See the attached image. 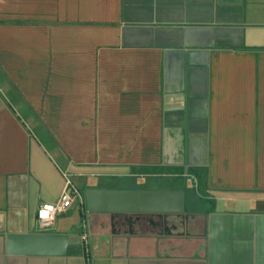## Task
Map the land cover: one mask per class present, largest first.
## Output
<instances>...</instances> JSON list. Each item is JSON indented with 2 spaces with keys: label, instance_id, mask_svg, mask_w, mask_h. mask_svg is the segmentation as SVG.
<instances>
[{
  "label": "crops",
  "instance_id": "crops-1",
  "mask_svg": "<svg viewBox=\"0 0 264 264\" xmlns=\"http://www.w3.org/2000/svg\"><path fill=\"white\" fill-rule=\"evenodd\" d=\"M63 172L183 190L184 225L84 202L40 229ZM83 225L87 253H6ZM0 264H264V0H0Z\"/></svg>",
  "mask_w": 264,
  "mask_h": 264
},
{
  "label": "water",
  "instance_id": "water-1",
  "mask_svg": "<svg viewBox=\"0 0 264 264\" xmlns=\"http://www.w3.org/2000/svg\"><path fill=\"white\" fill-rule=\"evenodd\" d=\"M84 202L88 212L109 214L110 220L120 218L128 222L132 216L144 214L166 217L183 214V190L147 189H86ZM10 255L63 256L80 246L79 236L55 234L9 235L5 239Z\"/></svg>",
  "mask_w": 264,
  "mask_h": 264
},
{
  "label": "built area",
  "instance_id": "built-area-1",
  "mask_svg": "<svg viewBox=\"0 0 264 264\" xmlns=\"http://www.w3.org/2000/svg\"><path fill=\"white\" fill-rule=\"evenodd\" d=\"M62 175L64 186L58 198L54 202L40 204L36 210V223L40 229L49 228L58 216L65 214L75 204L83 208L84 198L81 191L73 184L66 172H63ZM79 237L81 246L87 253L89 233L85 225L82 226Z\"/></svg>",
  "mask_w": 264,
  "mask_h": 264
},
{
  "label": "flooded vegetation",
  "instance_id": "flooded-vegetation-1",
  "mask_svg": "<svg viewBox=\"0 0 264 264\" xmlns=\"http://www.w3.org/2000/svg\"><path fill=\"white\" fill-rule=\"evenodd\" d=\"M150 220H153L149 226L147 222L150 223ZM185 216L182 214H170L166 217H150V216H137L135 222L138 223L139 226L144 227V229L151 230H159L162 233H165V227L168 228L169 231L175 230L178 227H182L184 225Z\"/></svg>",
  "mask_w": 264,
  "mask_h": 264
},
{
  "label": "rangeland",
  "instance_id": "rangeland-1",
  "mask_svg": "<svg viewBox=\"0 0 264 264\" xmlns=\"http://www.w3.org/2000/svg\"><path fill=\"white\" fill-rule=\"evenodd\" d=\"M171 179L178 180V181H180V180H181V181H182V178H180V179H179V178H177V177H172V178L165 177V179H164V180H165V181H171ZM166 184H167V183H165V184H163V185L165 186Z\"/></svg>",
  "mask_w": 264,
  "mask_h": 264
}]
</instances>
